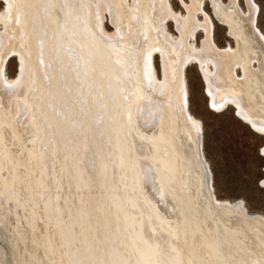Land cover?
Instances as JSON below:
<instances>
[{
  "label": "bare ground",
  "instance_id": "bare-ground-1",
  "mask_svg": "<svg viewBox=\"0 0 264 264\" xmlns=\"http://www.w3.org/2000/svg\"><path fill=\"white\" fill-rule=\"evenodd\" d=\"M210 1L236 47L216 44L204 0H181L184 16L168 0H134L137 7L132 9L126 0H7V11L0 13L6 29L0 32V203L3 196L10 206L24 190L28 199L42 201L48 222L63 220L53 210L66 204L58 203L61 194L69 196V203L72 192H79L82 200L92 186L107 194L124 220L118 227L124 247L114 251L110 246L103 254L107 264H264V216L250 213L242 200L217 197L203 151V123L190 110L185 74L190 63L199 64L212 109L221 113L233 106L242 122L264 136V35L255 24L258 5L247 0L249 13L242 14L238 0L227 5ZM103 10L116 24L117 35L102 27ZM132 11V18L142 15L145 20L140 17L141 24L132 29L133 23L126 33L121 25ZM197 13L204 15L203 21ZM167 17L176 23L179 37L168 32ZM198 27L205 33L201 46L189 40ZM157 50L163 58V80L154 63ZM11 52L20 59L14 79L3 73ZM253 61L258 63L255 68ZM102 66L105 72L97 75ZM57 91L61 99L51 100ZM99 101L103 103L97 105ZM48 104L53 110L57 105V120L49 115ZM85 108L92 114L88 120ZM19 113L26 116L22 124ZM49 126L56 128V140ZM61 145L65 148L60 151ZM261 148L264 156V144ZM73 150L79 151L72 155L80 162L73 170L79 180L72 186L67 182L69 188L57 196L50 191L54 195L48 197V174L37 180L33 174L44 172L46 159L66 160ZM65 160L57 169L72 167ZM86 162L96 164L89 168ZM23 199L17 201L18 210L10 206V214L1 213L5 208L0 204V222L6 224L0 239L10 231L16 250L10 261L8 250L0 246L2 264L20 263L18 238H25L19 236L25 222L33 230L42 218V212L39 217L31 214L29 200ZM62 226L57 230L60 240ZM47 234L36 241L42 249L53 248ZM83 240L93 249L91 238ZM42 249L27 259L47 263Z\"/></svg>",
  "mask_w": 264,
  "mask_h": 264
},
{
  "label": "rangeland",
  "instance_id": "rangeland-1",
  "mask_svg": "<svg viewBox=\"0 0 264 264\" xmlns=\"http://www.w3.org/2000/svg\"><path fill=\"white\" fill-rule=\"evenodd\" d=\"M126 1L128 2L131 9L137 7V5L134 4V0H126ZM147 1L148 0H146V2ZM184 1L185 2L187 1V3L190 4V0H184ZM229 1L230 0H222V2L226 5L229 4ZM254 1L258 5L255 24L258 30H260L261 33L264 35V0H254ZM168 2H170L171 8L175 12L179 14L182 13L183 16L187 14L186 9L181 3V0H168ZM238 4L240 5L242 14L249 13V6L247 3V0H238ZM144 6H145V3L142 2L141 7H144ZM6 7H7V0H0V13H4L5 10L7 11ZM203 8L211 16L214 22V40L216 44L221 48L236 47V40L229 35L228 27L225 26L222 22H220L219 19L215 16L213 4L211 3V1L204 0ZM103 11H104V18L102 21L103 23L102 27L104 28L106 32H108V34L112 36L117 35L118 29H117L116 24H114V22L112 21L110 14L105 10ZM133 13L134 11L131 12V14L129 15V18L125 22H123L121 25V27L125 29L126 33L130 32V28H131L130 26H132L133 23L135 24H133L132 29L134 28V25H139L141 24L142 20H145L144 18L145 16H142V15L140 16L142 17V20L140 17L136 18V16L132 18ZM139 14H143V13H139ZM196 17L199 21L204 20V15L201 13H197ZM135 21L137 22V24ZM166 25H167L166 28L168 32L172 34L173 37L175 38L179 37V32L176 30L177 29L176 23L171 17H167ZM5 31H6L5 24L3 21H0V32L4 33ZM121 37L122 35H120V38ZM204 38H205L204 30L198 27L197 31L195 32L194 38H189V40L190 42L191 41L193 42L194 40L197 46H201ZM104 58L107 60L108 56H105ZM154 61H155L154 63H155L156 69H157V75L160 77L161 80H163L164 78L163 58L161 54L158 53V50H157V53H155ZM257 66H258V63L253 61L252 67L255 68ZM19 71H20L19 56L16 52H11L5 60L3 73L8 78L14 79L18 76ZM102 72H105V69L103 66L100 70H97V75L101 74ZM185 74H186V79H187L189 93H190V96H189L190 110L203 123V131H204L203 132V144H204L203 151H204L205 157L207 158L210 164V167L212 169V172H213V185H214V189H215V193L217 197L219 199H229L231 201L242 200L250 213H254V214L258 213L264 216V190H263L264 188L261 186V180L264 178V156L262 155V151H261L262 149L261 147L264 144V136L256 133L250 128V126L242 122L239 119V117L236 115V110L233 106H230L228 109H226L225 111L221 113H217L215 112V110L212 109L209 99L205 94L206 87H205L204 79L202 77L199 64L190 63L186 67ZM237 74L239 76L243 75L241 68L237 69ZM79 86H82V84ZM57 92L55 93V95H52L51 100L54 99L55 101H57L61 97L59 92L58 93ZM102 103L103 101H99L97 102V105L102 104ZM23 104L25 106L24 101L22 103V100H20V105L23 106ZM49 104H48L49 115L53 116L54 119L57 120L56 118L59 117L58 107L57 105H54L55 110H56L55 111L52 108L53 104L51 106ZM50 109H52L53 111H51ZM53 112L54 113L57 112L58 116L56 114L54 115ZM84 113H85L83 114L85 115L84 120L85 119L88 120L89 116L90 117L92 116V114L90 115V113H88L86 108H85ZM18 116H20L21 121L19 119V122L22 124L25 121L26 116L21 113H19ZM49 127L50 128H48V130L50 129L49 131H52L53 130L52 126H49ZM55 129L56 128H54L53 131H55ZM53 133L55 134L54 135L50 134V135H53L56 140L57 131ZM68 134L70 133L68 132ZM73 135L75 136V134ZM51 138L53 137H50L49 139L52 140ZM65 144H68V142H65ZM17 145L18 144H16L15 146ZM63 148H65L64 145H61L59 150L61 151V149ZM71 153L69 154L68 159L66 160L64 159V156L60 157L59 159L58 157H56L57 161H55V157H53V159L51 158L50 160L46 159L47 162L45 164L44 172H42V174L39 172L38 174L37 173L33 174L36 180L39 178V176H42L43 173H44L43 176H45V173L46 175L48 174L46 176V179L44 177L45 181H48V183L46 182L47 187L50 185L48 190L46 188L45 189L46 191H44V194L45 195L47 194L48 197H51L54 194H56L57 196L61 192L64 193L69 188V185L68 186L66 185L68 184L67 182H70V186H72L71 183H73V181L79 180L80 174L77 172H73V170L80 163L79 161L77 162L75 161L76 163L73 161L74 157H76L75 155L78 154L79 151L73 150ZM72 155H74V157ZM63 160L67 161V163L70 162L68 165L70 166L72 165V167L69 166L70 169H66V170L57 169V168H60L58 166H61L60 163H62L61 161ZM48 161L50 162V164ZM101 161L102 160L96 161V162L101 163ZM56 162H59V164ZM90 162L93 163L94 161H90ZM73 163H75L74 166H73ZM86 164L88 165L89 168L90 167L93 168L95 166V164L90 165L89 162H86ZM52 165L53 166L55 165L54 166L55 168H53ZM46 167H47V170H46ZM93 174L94 172L92 170V172H90V175L92 176ZM49 176L51 178H49ZM47 177L49 178L50 181L47 180L48 179ZM87 178L89 177L87 176ZM103 178L104 177H101L100 179H103ZM57 182L59 183L60 187L58 186ZM53 189L55 192L53 191ZM62 189H64L65 191H61ZM91 189H92V186L91 188H88L85 191L87 193H85L86 195L83 197L82 200H80L78 196L79 192H72V196L70 195L71 199L69 203H68V200L66 199V198H69V196L61 194L63 198L59 197L58 203L61 205L63 202H65L68 205L66 206V204L65 205L62 204V209H59V210L53 209V210H56L59 213V215H61V217L63 216L64 218L63 220L61 218L60 219L56 218L55 221L51 219V222H48L50 220H48L44 216V212L42 211L44 204L42 203V201L39 204L38 202L34 200L33 201L30 200V198L28 199L29 193L25 194L27 192H25L24 190H21L19 192L20 197L18 196L17 201L18 199H23L22 197H24L23 200L28 199L29 200L28 206L31 208V212H32L31 214L34 213L35 216L37 215L39 217V215H41L40 213L42 212L43 214L41 215V217L44 220L43 221L41 220L42 218H39V220H41L40 222L43 221L42 224L38 223L39 220L36 221L37 224L39 225V227L37 225V227L35 228L36 230L35 229L31 230L32 227L25 222V227L22 230L23 236H21L20 233L18 234L16 233L17 235L20 234L19 236L22 237V239L25 237L23 239L24 241L21 240V238L19 241V238H18V242L21 243V245L19 243L17 247V251L20 250L18 251V254L20 253L19 256L21 257V258L19 257L20 258L19 264H23L24 257H26L24 258V262L26 264L33 263L31 262L32 259L31 261H30V258L27 259L28 255L33 254L34 250L35 252H37L38 250L42 249V246H43L42 243L38 242L41 246L40 247L36 241H39L42 234L46 233V231L48 233L47 235L51 236V243H52L53 248H55V250L51 247L42 249L43 258L45 259V261H47V263L45 264H62L61 262H64L63 264H107V260H106L107 257L104 256L103 254L107 253L108 249L111 248L110 246L114 248V251L116 249L124 247L123 243L119 240V235L121 232L118 230V227L123 226V222H124L123 217H120V214H119L120 211L118 210V208L116 209V207L110 201L106 193L101 194L97 192L96 190H94L95 188H93V190ZM59 190L61 192H59ZM50 191L54 194H51ZM45 195H43V198L45 197ZM1 198H2V202L0 204L3 206L2 207L0 205L1 209L5 208V209H2L1 213L8 212L10 214V211H9L10 206H14L18 210L17 201H14V200L11 201L10 202L11 205L9 206L7 202L3 199V196H1ZM50 209L48 207L49 213L52 212V210ZM63 224L65 226H62ZM2 225L5 227L6 224H2L0 222V228H3L1 227ZM60 226L63 227L64 229L63 231L65 232L63 233L65 235L62 236L61 240H60V236L58 235V231L62 229L60 228ZM37 228L39 229V231ZM6 231H7L8 236L6 237L4 236L2 237L3 239H0V246L1 247L4 246L5 250L6 251L8 250L7 251L8 257L10 258V261H13L12 257L16 253V250L14 247L15 243L13 242L10 231L8 230ZM36 233H39V234H36ZM29 234H31V237L29 236ZM73 236H75L76 238H73ZM35 237L38 238V240L35 239ZM85 237H89L94 241V242L88 241V244L93 245V249H91V247L89 246L86 247V244L83 240ZM31 238L32 240L34 238L35 241L34 240L32 241ZM71 239H72V243L69 245V240ZM101 239H103V241H101ZM34 242L37 244L35 245ZM112 243L114 244L111 245ZM28 250L30 251L29 253H27ZM62 256H64L63 261H61L63 259ZM27 260L29 261L27 262ZM40 260L41 258L38 259V264H43L41 263L42 260L41 261ZM130 261L132 262V260ZM35 263L36 261L34 262V264ZM132 263L134 264V262Z\"/></svg>",
  "mask_w": 264,
  "mask_h": 264
}]
</instances>
